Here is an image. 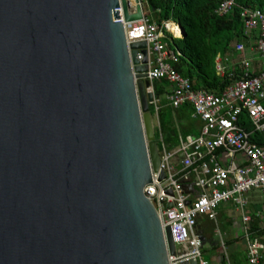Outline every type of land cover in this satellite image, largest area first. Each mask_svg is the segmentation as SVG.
Returning a JSON list of instances; mask_svg holds the SVG:
<instances>
[{
	"label": "water",
	"instance_id": "95a60500",
	"mask_svg": "<svg viewBox=\"0 0 264 264\" xmlns=\"http://www.w3.org/2000/svg\"><path fill=\"white\" fill-rule=\"evenodd\" d=\"M143 15L0 0V264H197L149 113Z\"/></svg>",
	"mask_w": 264,
	"mask_h": 264
},
{
	"label": "built area",
	"instance_id": "2783aa9c",
	"mask_svg": "<svg viewBox=\"0 0 264 264\" xmlns=\"http://www.w3.org/2000/svg\"><path fill=\"white\" fill-rule=\"evenodd\" d=\"M235 0H223L218 13L227 14ZM246 47L234 46L242 76L219 95L205 90L195 91L190 82L172 67L181 55L168 42L180 39L181 27L172 22L161 25L141 20L147 51V78L152 93V106L158 126L159 111L152 87L163 80L169 87L165 94L169 105L177 109L188 104L191 119L197 122L196 135H184L175 124L177 145H167L160 133V147L168 181L183 214L196 255L197 264H208L202 257V239L197 221L205 217L215 221L217 209L227 203L237 206L244 226L246 263L264 264V238L250 232L251 215L245 213L247 194L257 192L264 215V13L257 9H242ZM178 29L176 35L169 25ZM169 35V36H167ZM214 68L219 77L226 70V60L216 55ZM246 117L249 128L242 117ZM263 136V143L257 140Z\"/></svg>",
	"mask_w": 264,
	"mask_h": 264
},
{
	"label": "trees",
	"instance_id": "16d2710c",
	"mask_svg": "<svg viewBox=\"0 0 264 264\" xmlns=\"http://www.w3.org/2000/svg\"><path fill=\"white\" fill-rule=\"evenodd\" d=\"M141 2L145 7L144 17L150 23L161 25L163 22H172L184 30V36L172 39L168 46L181 54L172 67L190 82L193 90L203 89L219 95L242 76L243 71L238 64V53L235 52L234 46L243 43L247 47L251 38L246 36L240 12L242 9H257L264 13V0H235L234 7L224 15L218 13L223 0ZM216 55L226 60V70L222 77L217 75L214 68ZM152 87L159 106L157 132L160 131L164 142L170 147L177 145L175 121L184 135H196L197 124L191 119V106L185 104L173 109L165 98L169 85L163 80L153 81ZM149 113L153 114V107H149ZM241 119L249 128L246 117ZM153 133L156 140V131ZM257 142L262 144L263 136H260ZM254 227L252 225V228ZM260 233L264 236V229H261Z\"/></svg>",
	"mask_w": 264,
	"mask_h": 264
},
{
	"label": "crops",
	"instance_id": "0c3cea01",
	"mask_svg": "<svg viewBox=\"0 0 264 264\" xmlns=\"http://www.w3.org/2000/svg\"><path fill=\"white\" fill-rule=\"evenodd\" d=\"M245 196L249 202L245 207L248 211L249 206L252 203V198H255V202L252 204L254 205L252 207L254 209L253 215L251 216V222L249 223L250 232L254 235L253 237L264 238L260 233V230L264 229V215L262 213L261 197L257 192H252ZM232 210H236L241 219L240 211L237 206L233 203H227L221 205L217 209L215 221H209L205 217H200L197 221V230L203 243L201 249L202 257L208 264H247L246 240L244 234H242L240 230V227H242L243 224L241 220L238 221L236 218L232 220L231 217L235 216ZM227 213L230 218L225 219L224 222H220L222 214ZM209 225L212 229L208 227ZM252 225L255 227L252 228ZM205 247H207L206 250H204Z\"/></svg>",
	"mask_w": 264,
	"mask_h": 264
},
{
	"label": "rangeland",
	"instance_id": "374dc122",
	"mask_svg": "<svg viewBox=\"0 0 264 264\" xmlns=\"http://www.w3.org/2000/svg\"><path fill=\"white\" fill-rule=\"evenodd\" d=\"M142 9H143V13L145 12V7L142 5ZM236 62V61H235ZM155 116V115H154ZM155 121H156V118H155ZM156 125H157V122H156ZM158 137H159V134H158ZM159 142H160V137H159ZM254 202H255V198L253 199L252 198V203H251V205L249 206V211H248V209L247 208H245V213L246 214H248V215H253V206L254 205H252V204H254ZM232 212H233V214L235 215L234 217H231L232 218V220L233 219H235L236 218V220H238V221H240L241 219H240V216L238 215V212L236 211V210H232ZM227 218H230V216L228 215V213L227 214H222V216H221V218H220V222H224L225 221V219H227ZM209 228H210V225L208 226ZM218 227V226H217ZM214 228H216V227H214ZM210 229H212V228H210ZM217 230V229H216ZM240 230H241V233L243 234V230H244V227L242 226V227H240ZM218 235V234H217ZM240 244V243H239ZM207 249V247H205V249L204 250H206ZM206 252V251H205Z\"/></svg>",
	"mask_w": 264,
	"mask_h": 264
},
{
	"label": "bare ground",
	"instance_id": "6f19581e",
	"mask_svg": "<svg viewBox=\"0 0 264 264\" xmlns=\"http://www.w3.org/2000/svg\"><path fill=\"white\" fill-rule=\"evenodd\" d=\"M169 29H170V31H172V32H174L176 35H178L179 31H178V29L176 28L175 25L170 24V25H169Z\"/></svg>",
	"mask_w": 264,
	"mask_h": 264
}]
</instances>
